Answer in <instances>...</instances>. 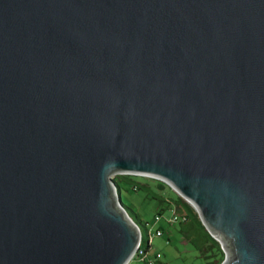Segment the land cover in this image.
I'll return each instance as SVG.
<instances>
[{
  "label": "water",
  "instance_id": "obj_1",
  "mask_svg": "<svg viewBox=\"0 0 264 264\" xmlns=\"http://www.w3.org/2000/svg\"><path fill=\"white\" fill-rule=\"evenodd\" d=\"M121 173L264 264V0H0V264H128Z\"/></svg>",
  "mask_w": 264,
  "mask_h": 264
},
{
  "label": "rangeland",
  "instance_id": "obj_2",
  "mask_svg": "<svg viewBox=\"0 0 264 264\" xmlns=\"http://www.w3.org/2000/svg\"><path fill=\"white\" fill-rule=\"evenodd\" d=\"M118 182L123 203L132 215L136 212L143 223H146L153 248L163 253V258L168 264H208L212 260L210 256L203 255L187 237L190 230L189 223L171 222L170 219L176 208L175 203H178L179 209L191 213L192 218L202 228L203 234L197 235L199 240L205 236L216 240L200 216V220L195 217L193 211V209L197 211L195 207L191 204L192 209L174 187L166 181L141 174L121 173ZM135 184L140 188H136ZM158 229L163 230L162 235L155 233ZM128 264H145V262L135 257Z\"/></svg>",
  "mask_w": 264,
  "mask_h": 264
},
{
  "label": "trees",
  "instance_id": "obj_3",
  "mask_svg": "<svg viewBox=\"0 0 264 264\" xmlns=\"http://www.w3.org/2000/svg\"><path fill=\"white\" fill-rule=\"evenodd\" d=\"M120 177H121V174H117L115 175L114 179L118 182ZM134 186L136 188H140L139 185L136 186L135 184ZM185 201L193 209V206L191 205V203L187 200ZM175 204H176V208L174 209L175 211L180 212V213H185L188 215V220L185 222L189 223L190 229H193V230L191 231L189 230L187 237L197 246V248H199V250L201 251L203 255L210 256L212 258V260H210L208 264H221V262L225 258V252L222 248L221 243L217 239L214 240L208 237L206 238V236L205 238H202L201 240H199L197 235L203 234V231L197 228V225H196L197 222L192 218L191 213H189L187 210L179 209L180 205L178 203H175ZM127 210L129 214L134 218V220L141 226L142 231H143V240H142L141 245L145 248L146 251H149L151 248H153V246L150 241V232H149V229L146 223L145 224L143 223V221L140 219V217L138 216L136 212H133L134 215H132V213L129 211L128 208ZM193 211H194L195 217H197L200 220L198 212L195 211L194 209ZM193 234H195V236Z\"/></svg>",
  "mask_w": 264,
  "mask_h": 264
},
{
  "label": "built area",
  "instance_id": "obj_4",
  "mask_svg": "<svg viewBox=\"0 0 264 264\" xmlns=\"http://www.w3.org/2000/svg\"><path fill=\"white\" fill-rule=\"evenodd\" d=\"M153 178V176H150ZM157 178V177H154ZM160 179V178H158ZM162 180V179H160ZM163 181V180H162ZM160 216V214H159ZM171 222H185L188 220V215L185 213H180L177 211H173L172 217H171ZM157 235H162L163 234V230L162 229H158L155 232ZM143 240V239H142ZM142 240L138 245V248L136 250V252L134 253L133 258H138V259H142L145 264H168V262L163 258V253L156 248H151L149 251H146L145 248L141 245L142 244Z\"/></svg>",
  "mask_w": 264,
  "mask_h": 264
},
{
  "label": "crops",
  "instance_id": "obj_5",
  "mask_svg": "<svg viewBox=\"0 0 264 264\" xmlns=\"http://www.w3.org/2000/svg\"><path fill=\"white\" fill-rule=\"evenodd\" d=\"M197 225V228H199L201 231H202V228L198 225V224H196ZM194 228V227H193ZM191 230H193V229H190V231Z\"/></svg>",
  "mask_w": 264,
  "mask_h": 264
}]
</instances>
